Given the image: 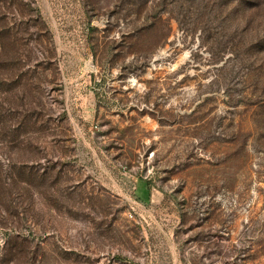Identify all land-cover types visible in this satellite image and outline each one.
<instances>
[{
	"label": "rangeland",
	"instance_id": "1",
	"mask_svg": "<svg viewBox=\"0 0 264 264\" xmlns=\"http://www.w3.org/2000/svg\"><path fill=\"white\" fill-rule=\"evenodd\" d=\"M0 264H264V0H0Z\"/></svg>",
	"mask_w": 264,
	"mask_h": 264
}]
</instances>
